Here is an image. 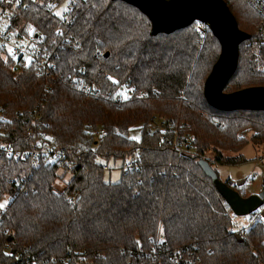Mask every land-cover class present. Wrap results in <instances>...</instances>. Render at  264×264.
Listing matches in <instances>:
<instances>
[{
    "label": "trees",
    "instance_id": "trees-1",
    "mask_svg": "<svg viewBox=\"0 0 264 264\" xmlns=\"http://www.w3.org/2000/svg\"><path fill=\"white\" fill-rule=\"evenodd\" d=\"M225 1L251 36L240 44L224 91L264 85L261 17L251 0ZM64 2L70 10L57 16ZM0 7L7 10L3 1ZM9 14L10 28L25 24L44 35L58 68L46 85L32 70L14 71L0 54V102L10 121L0 140L24 152L55 145L68 159L36 164L33 156L0 153V202L9 203L0 209V264H191L175 257L183 248L200 264H264V220L253 213L239 239L230 206L198 164L210 149L211 165L241 163L244 154L224 150L264 143V110H223L205 97V80L221 50L211 31L198 36L194 22L152 35L149 17L123 0H33ZM82 67L103 95H86L75 85L71 76ZM125 81L158 92L122 102L106 96ZM45 86L53 90L46 94ZM35 106L42 112L40 127L50 133L46 139L28 133ZM153 115L173 117V126L195 134L196 154L180 155L170 132H149ZM135 129L139 141L128 139ZM137 154L139 169L117 182L105 179V162ZM61 168L72 177L58 191ZM247 185L238 189L243 196Z\"/></svg>",
    "mask_w": 264,
    "mask_h": 264
},
{
    "label": "built area",
    "instance_id": "built-area-1",
    "mask_svg": "<svg viewBox=\"0 0 264 264\" xmlns=\"http://www.w3.org/2000/svg\"><path fill=\"white\" fill-rule=\"evenodd\" d=\"M6 3L7 10L9 13L17 9L19 6L27 7L30 1L33 0H0ZM252 6L257 10L261 19L257 27L258 38L261 41L262 45L264 43V0H251ZM64 8L65 10H70V5ZM5 8L0 7V21L4 19L5 23L0 24V54L8 61L11 62L12 68L14 71L21 70H32L35 76L46 82L48 85L49 80L54 77L58 65L55 60L56 54L45 46V38L42 33L37 32L32 27H26L25 24L18 26L17 28H10L9 25L13 22V17L8 13ZM196 32L200 37L205 36L210 32L209 27L200 21L196 22ZM9 49H12V53L9 54ZM15 56L16 59H13L12 56ZM25 57H31L29 63L28 60L24 59ZM28 65V66H25ZM258 68L264 72V60L259 63ZM88 69L82 67L79 70L78 75L71 76L74 80L75 85L86 95L90 96H100L102 93V85L97 83H92L86 78ZM54 80V78H53ZM45 93H50L53 88L52 86H45ZM157 89H148L142 88L135 83L125 81L123 84L119 85V88L115 91H107L106 96L110 99H113L116 102H122L124 100L132 98H141L145 99L149 96L156 94ZM117 93H120L117 95ZM125 95L127 98H125ZM19 113V112H18ZM31 114L33 115L32 126L28 127V133L32 136L39 137L41 139H46L50 133L48 130L40 127L39 122L41 121L42 112L39 109V106H35ZM8 116L3 111V105L0 102V135H2L9 127ZM174 118L173 117H164L153 115L150 119V122L147 126L149 132H158L161 133L162 137H165L168 132L173 134L172 143L179 152L180 155L186 154H196L195 140L196 136L190 132H182L177 127L173 126ZM36 127H39V130H36ZM37 131V132H36ZM106 135L107 131L101 129L100 133ZM0 153L5 154L9 158L20 159L24 158L25 155L33 156L34 162L39 163L40 159H44L48 162L56 163L58 165H63L66 163L68 156L67 151L51 145L46 146H33L24 152L23 149H16L12 144L3 142L0 140ZM201 157L207 158L206 155ZM139 156L136 157L129 156L123 162L122 173L127 174L131 171L139 169ZM105 170L110 169L109 162L103 164ZM248 179H228V184L235 189H240L248 184ZM9 206V203L7 204ZM255 213L257 220H264V208L258 209ZM237 237L240 239L242 237L241 227L238 226ZM175 257L177 259L187 261L191 264H200L198 259H195L194 253L189 249L183 248L175 252ZM78 264H93L88 260L80 259Z\"/></svg>",
    "mask_w": 264,
    "mask_h": 264
},
{
    "label": "water",
    "instance_id": "water-1",
    "mask_svg": "<svg viewBox=\"0 0 264 264\" xmlns=\"http://www.w3.org/2000/svg\"><path fill=\"white\" fill-rule=\"evenodd\" d=\"M123 1L138 7L149 17L152 35L169 34L197 21L205 23L221 46L219 56L205 80L204 93L208 102L223 110H264V85L224 91L226 83L237 68L240 44L251 36L240 28L225 0ZM198 164L213 180L215 188L235 215H252L264 206V186L258 193L243 196L239 190L220 178L207 158L200 157Z\"/></svg>",
    "mask_w": 264,
    "mask_h": 264
},
{
    "label": "rangeland",
    "instance_id": "rangeland-1",
    "mask_svg": "<svg viewBox=\"0 0 264 264\" xmlns=\"http://www.w3.org/2000/svg\"><path fill=\"white\" fill-rule=\"evenodd\" d=\"M67 2V1H66ZM67 3H63L60 8H57V12L61 14L62 10L65 8ZM5 23L4 19H1L0 24L3 25ZM255 53L259 55L260 49L257 48ZM263 62L262 59L258 62ZM253 130L246 131V137L251 138L253 135ZM131 136H138L141 139V130L135 129L131 132ZM139 139V140H140ZM226 155H239L244 154L246 157V161L237 163V164H218L213 163V167L219 172L220 178L224 181L227 179H248V185L246 186V192L248 195L253 193H258L262 188V180H264V143L262 144H255L251 140L249 143L239 152H233L229 150H224ZM214 151L212 149L206 152L207 159H213ZM109 162L110 169L105 171V179L107 181L117 182L120 180L122 176V166L123 160L117 159L114 161L111 159ZM59 175H64V178H59L56 183L55 187L58 191H61L69 180L72 177V173L68 171L65 174V170L63 168L60 169ZM254 178V179H253ZM232 217L234 222H236L233 226V229H238V226L248 227L251 221V215L248 216H237L232 212Z\"/></svg>",
    "mask_w": 264,
    "mask_h": 264
},
{
    "label": "snow or ice",
    "instance_id": "snow-or-ice-1",
    "mask_svg": "<svg viewBox=\"0 0 264 264\" xmlns=\"http://www.w3.org/2000/svg\"><path fill=\"white\" fill-rule=\"evenodd\" d=\"M17 2H19V0H17ZM56 15H57V16H60V13L57 12ZM8 51H9V54L12 53V49H9ZM12 58H13V59H16V57H15L14 55L12 56ZM24 59L28 60L29 63H30V61H31V57H25ZM25 66H28V65H25ZM108 79H109L110 81H112L113 84H119V81L115 80V79H114L113 77H111V76H109ZM119 94H120V93H117V95H119ZM125 98H127L126 95H125ZM9 123H10V121H9ZM48 139H51V137H49ZM128 139L139 141L140 138H139L138 136H131V137H129ZM0 147H3V146L0 145ZM7 203H8L7 200H5V201H3V202H0V209L5 208V206H6ZM161 231L163 232V229H161ZM136 243L139 245L140 242L137 241ZM160 243H164V241H160ZM153 251H155V249H153Z\"/></svg>",
    "mask_w": 264,
    "mask_h": 264
},
{
    "label": "crops",
    "instance_id": "crops-1",
    "mask_svg": "<svg viewBox=\"0 0 264 264\" xmlns=\"http://www.w3.org/2000/svg\"><path fill=\"white\" fill-rule=\"evenodd\" d=\"M263 186H264V180H262V188H263ZM262 188H261V189H262Z\"/></svg>",
    "mask_w": 264,
    "mask_h": 264
}]
</instances>
